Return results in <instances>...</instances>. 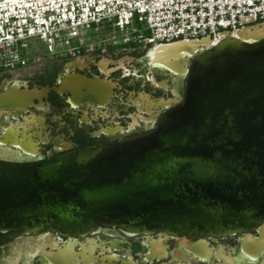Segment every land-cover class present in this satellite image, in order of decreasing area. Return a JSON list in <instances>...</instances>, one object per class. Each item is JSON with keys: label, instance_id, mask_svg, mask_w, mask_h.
Returning a JSON list of instances; mask_svg holds the SVG:
<instances>
[{"label": "water", "instance_id": "1", "mask_svg": "<svg viewBox=\"0 0 264 264\" xmlns=\"http://www.w3.org/2000/svg\"><path fill=\"white\" fill-rule=\"evenodd\" d=\"M235 30L217 43L209 33L153 47L157 55L175 57L162 64L186 72L180 102L154 129L45 161L0 158V231L81 236L105 225L164 231L193 249L204 248L205 236L251 232L262 224L264 21ZM76 83L81 95L100 102L113 89L103 79L76 77ZM18 89L0 92V116L6 109L28 112L35 89L30 98ZM191 238L200 239L193 245L183 240ZM52 260L73 264L70 257Z\"/></svg>", "mask_w": 264, "mask_h": 264}, {"label": "flooded vegetation", "instance_id": "2", "mask_svg": "<svg viewBox=\"0 0 264 264\" xmlns=\"http://www.w3.org/2000/svg\"><path fill=\"white\" fill-rule=\"evenodd\" d=\"M40 48V54L32 51L27 66L0 70V92L19 86L30 98L35 89L28 112L16 115L6 109L0 116L3 160L45 161L80 146L112 145L148 132L184 92L181 73L186 72L160 62L175 57L157 55L149 45L114 41L97 32L74 40L72 53ZM185 66L189 73L190 60ZM76 77L103 79L112 92L101 102L85 98L75 90ZM180 237L105 225L81 236L0 231V264H55V256L70 257L73 264H101V258L105 264H264V222L251 232L205 236L204 248L189 249ZM187 239L193 245L200 238Z\"/></svg>", "mask_w": 264, "mask_h": 264}, {"label": "built area", "instance_id": "3", "mask_svg": "<svg viewBox=\"0 0 264 264\" xmlns=\"http://www.w3.org/2000/svg\"><path fill=\"white\" fill-rule=\"evenodd\" d=\"M261 21L264 0H2L0 70L27 66L35 45L72 53L74 40L97 32L152 47L209 33L217 43Z\"/></svg>", "mask_w": 264, "mask_h": 264}, {"label": "rangeland", "instance_id": "4", "mask_svg": "<svg viewBox=\"0 0 264 264\" xmlns=\"http://www.w3.org/2000/svg\"><path fill=\"white\" fill-rule=\"evenodd\" d=\"M144 33L145 34H148L149 32L148 31H144ZM33 42H35L34 40H33ZM33 51H37L36 53H38V54H40V53H42V49L37 45H35V47H33Z\"/></svg>", "mask_w": 264, "mask_h": 264}]
</instances>
